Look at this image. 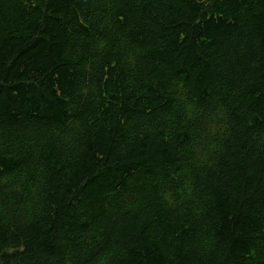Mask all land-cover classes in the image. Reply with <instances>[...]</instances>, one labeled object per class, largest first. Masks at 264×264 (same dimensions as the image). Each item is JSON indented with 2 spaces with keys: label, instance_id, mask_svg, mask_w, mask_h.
Segmentation results:
<instances>
[{
  "label": "trees",
  "instance_id": "16d2710c",
  "mask_svg": "<svg viewBox=\"0 0 264 264\" xmlns=\"http://www.w3.org/2000/svg\"><path fill=\"white\" fill-rule=\"evenodd\" d=\"M2 264H264V0H0Z\"/></svg>",
  "mask_w": 264,
  "mask_h": 264
},
{
  "label": "rangeland",
  "instance_id": "374dc122",
  "mask_svg": "<svg viewBox=\"0 0 264 264\" xmlns=\"http://www.w3.org/2000/svg\"><path fill=\"white\" fill-rule=\"evenodd\" d=\"M0 264H2V263L0 262Z\"/></svg>",
  "mask_w": 264,
  "mask_h": 264
}]
</instances>
